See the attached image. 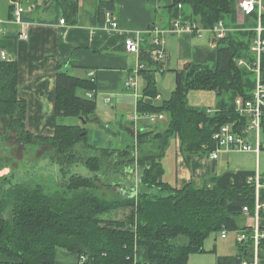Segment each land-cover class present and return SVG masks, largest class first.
Segmentation results:
<instances>
[{"label":"trees","instance_id":"1","mask_svg":"<svg viewBox=\"0 0 264 264\" xmlns=\"http://www.w3.org/2000/svg\"><path fill=\"white\" fill-rule=\"evenodd\" d=\"M118 1L102 0L94 23L106 25V12L113 13ZM163 1L171 8L186 5L193 23L208 30L231 11L236 0ZM15 5L10 6V18ZM55 5L65 20L77 21L76 2L55 0ZM236 52L229 35L218 39L215 68L191 64L175 70V89L161 101L145 100L160 94L154 71L160 69L161 62L142 52L141 60L147 67L142 70L144 98L137 100V111L165 113L166 125L158 128L150 124L135 133L133 126L123 124L136 146L91 144L102 150L99 156H88L77 149L89 135L82 119L88 123L97 109L95 80L58 70L55 133L36 135L26 126L27 102L19 95L18 61L0 58V117H9L8 127L18 133L21 142L56 149L63 170L65 165L76 163L93 173L84 176L74 172L61 184L62 190L54 192L36 180L16 182L7 189L0 186V253L17 258L20 264H57L56 252L61 249L78 254L79 264H187L192 253L205 250L204 242L212 233L227 229L247 234L246 240L237 241L238 264H253V227L242 225L240 219L245 217L244 206L255 215L256 187L248 181L255 170H227L200 184L192 181L177 188L165 179L163 165L170 137L179 138L180 151L189 159L191 153L214 150V133L224 123L239 120L234 108L209 113L208 108L188 101L192 90H214L218 94L232 90L238 96H250L243 87ZM261 75L264 83V56ZM86 92L94 95L88 97ZM61 117H79L81 123H60ZM109 167L112 170L107 171ZM261 183L258 199L264 203V175ZM122 210L124 217L112 216ZM259 216L264 217V208ZM260 230L264 234V227ZM138 245L147 247V262L136 261ZM257 255L264 258V236L259 240ZM0 264L17 263L6 260Z\"/></svg>","mask_w":264,"mask_h":264},{"label":"crops","instance_id":"2","mask_svg":"<svg viewBox=\"0 0 264 264\" xmlns=\"http://www.w3.org/2000/svg\"><path fill=\"white\" fill-rule=\"evenodd\" d=\"M72 1L77 3L78 8L75 22L65 17V23H61L64 14L59 11L54 0H19L17 3L23 6L22 17L25 19H22V23H16L10 18L11 0H0V54L4 51L8 58L18 61L19 95L27 102L26 126L33 134L51 136L55 133L58 123L56 116L58 70L95 80L96 97L100 92L104 93V96L115 97L125 90L131 92L132 89L125 87V80L136 62V54L126 51L125 40L139 38L141 53L146 52L155 35L150 33L152 26L164 32L166 57L160 63L159 70L162 73L165 71L175 73V70L191 64L208 65L212 68L216 66L218 39L212 31L203 29L200 34L187 29L180 33L167 32L176 20L185 26H191L194 22L191 10L186 5L171 8L163 0H119L113 12L119 28L112 29L107 25L94 23L95 12L102 0ZM239 2L240 0H236L231 11L221 16L220 23L230 36L232 44L237 47L235 59L241 69L245 93L250 95L258 83V73L254 68L257 55L251 50L258 18L255 14L245 15L240 9ZM23 29L28 33L26 39L20 38ZM253 73L255 80L251 81L249 74ZM143 82L141 80L142 84ZM160 95L163 99L161 91ZM189 97L190 93L188 94L190 103ZM237 97V92L232 90L221 94L216 92L202 103L207 105H199L202 102L200 99L192 105L211 108L214 111L230 109L234 108ZM133 123L130 117L129 126H133ZM150 124L147 119L140 118L136 125L137 129H140ZM100 125L109 134L106 140L110 144L116 130L105 123ZM118 127L123 128V123H119ZM179 147L180 140L176 136L175 181L165 177L174 187L182 188L192 181L200 184L210 176L231 170L227 165L220 164L222 154L225 155L226 152H222L215 160L209 157L210 151L191 153L189 159H186ZM257 157L259 159V156ZM163 165L165 166V163ZM164 168L165 174L167 170L172 172L168 166ZM244 216L242 225L253 227L254 216ZM259 225L264 227V217L259 218ZM237 232L236 230V234ZM212 234H215L213 238ZM212 234L204 242L205 250L192 253L187 264H238L237 235L231 241L229 231L225 238L221 236V231ZM6 260L20 264L17 258L0 253V261ZM136 261L142 263L148 261L146 246H137ZM257 261L258 264H264V258L258 255ZM56 262L79 264L80 257L76 253L61 249L56 252Z\"/></svg>","mask_w":264,"mask_h":264},{"label":"rangeland","instance_id":"3","mask_svg":"<svg viewBox=\"0 0 264 264\" xmlns=\"http://www.w3.org/2000/svg\"><path fill=\"white\" fill-rule=\"evenodd\" d=\"M46 4L48 5V2H46ZM131 63H133V59ZM146 67L147 65H145V68ZM154 73L159 91L162 92L164 98H167L175 89V73L173 71H165V73H162L160 70H156ZM249 79L254 81L255 74H249ZM142 80L144 81L143 76ZM215 93L214 90H192L190 91L189 97L190 103H195L200 99L202 102L199 105H201L206 102L209 96ZM79 94L84 95V91L80 90ZM104 95V93L100 92L95 98L97 101V109L94 116L90 117V121L84 124L88 129L89 135L88 139L77 147L79 153L87 154L88 156L101 155L102 150L94 149L91 144L97 145L98 147L112 146L115 148H125L130 147V144L131 146L136 144L135 139L129 134L127 129L118 127V124L121 122L128 125L130 117L132 121H135L134 116L137 110V99L133 96V91H122L118 97L114 95H107V97ZM107 99H109V101ZM204 105L207 104H202V106ZM7 119H9V117H0V186H3V188L7 189L16 182L36 180L45 183L47 185V191L54 192L58 189L62 190L63 187L61 184L68 181L70 175L74 172L83 174L84 176L93 174L85 165L76 163L70 166L65 165L64 167L67 168L63 170L62 165L57 162L60 156L56 149L48 145L39 146L21 142L18 139V133L8 127ZM167 119L166 115V119L159 120L157 123H151V126L157 125L156 127L158 128L163 127L166 125ZM59 121L65 124L81 123L79 117H61ZM100 123L108 124L116 130V135L112 137L110 142L111 145L108 144L106 140L109 134ZM176 149V136H172L169 139L167 154L163 158V163H165L164 167L168 166L172 171L170 173L167 170L165 177H170V179L174 181ZM220 164L227 165L231 170L251 169L255 171H257L258 165L260 173L264 175V149L261 151L259 159L257 154L253 151L222 154ZM106 170L110 171L112 167ZM139 172H141L140 169ZM124 215L125 213L123 210L112 214V216L118 218L124 217ZM243 221L244 219L241 218L240 223L242 224ZM214 235L215 234H212L211 238H213ZM236 235V230L235 232L229 231V240L233 241Z\"/></svg>","mask_w":264,"mask_h":264},{"label":"built area","instance_id":"4","mask_svg":"<svg viewBox=\"0 0 264 264\" xmlns=\"http://www.w3.org/2000/svg\"><path fill=\"white\" fill-rule=\"evenodd\" d=\"M181 6V4L179 5ZM239 6L241 11L245 15H257V24L254 27V38L251 44V50L256 53L257 60L254 64V68L258 73V83L255 91L250 94L248 97L238 96L235 100L234 109L239 115V120H230L224 123L219 129L214 133L213 139L216 142V147L214 150L210 151L209 157L213 160L219 158L222 152H250L253 151L260 155L261 151L264 149V83L262 81L261 75V62L262 57L264 56V2L263 0H240ZM24 8L16 3L15 9L13 11L12 20L16 23H22V12ZM106 22L107 26L112 29H118L119 23L112 12H106ZM61 23H65V19H61ZM222 23H218L212 29V31L217 39L224 38L227 33L222 27ZM191 30L195 33L200 34L203 31V28L199 27L196 23H192L191 26H185L181 21L176 20L173 25L167 30L169 33H180L182 30ZM205 30V29H204ZM154 31V32H153ZM150 33H154V37L150 41V48L147 50V53L155 62H162L166 57V44L164 39V32L156 26H152ZM20 38H28V33L26 29H23L20 33ZM125 49L129 53L136 54V62L132 67V70L125 80V87L132 89L134 92L135 98H144L141 83L142 80V70L145 69V63L141 60V48H140V39L139 38H127L125 40ZM1 59H10L8 58L6 52L2 51L0 54ZM242 63V61L240 62ZM143 88V86H142ZM141 90V92H140ZM93 92H87L88 97H92ZM150 99V97H145ZM152 99V98H151ZM156 100H161V95L158 94L155 98ZM109 101V99H107ZM209 113H213L214 110L208 108ZM136 115L134 116V125L133 128L135 133L139 130L137 129V121L140 118L147 119L150 123H157L159 120L166 119L165 113H139L136 110ZM262 174L259 171H255V175L249 178V182H254L256 187V208L255 215H250L249 208L244 206L243 213L246 216H254L255 223L253 225V239L255 246V259L253 264H258L257 253H258V244L261 237L264 236L263 232L260 230L259 225V211L264 208V203H260L259 189L262 187L261 183ZM228 234L227 229L221 231V236L225 238ZM247 234L243 231L237 232V241L243 242L247 239ZM85 257L82 256V260ZM244 262L243 264H245Z\"/></svg>","mask_w":264,"mask_h":264},{"label":"water","instance_id":"5","mask_svg":"<svg viewBox=\"0 0 264 264\" xmlns=\"http://www.w3.org/2000/svg\"><path fill=\"white\" fill-rule=\"evenodd\" d=\"M19 0H11L12 4H16ZM216 41V40H214ZM82 122L86 124V120L82 119Z\"/></svg>","mask_w":264,"mask_h":264},{"label":"bare ground","instance_id":"6","mask_svg":"<svg viewBox=\"0 0 264 264\" xmlns=\"http://www.w3.org/2000/svg\"><path fill=\"white\" fill-rule=\"evenodd\" d=\"M241 65V64H240Z\"/></svg>","mask_w":264,"mask_h":264}]
</instances>
